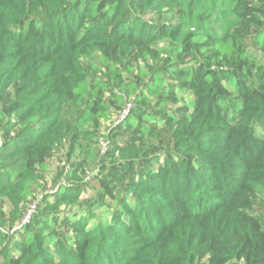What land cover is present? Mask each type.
<instances>
[{
	"label": "trees",
	"instance_id": "obj_1",
	"mask_svg": "<svg viewBox=\"0 0 264 264\" xmlns=\"http://www.w3.org/2000/svg\"><path fill=\"white\" fill-rule=\"evenodd\" d=\"M166 11L180 22L146 19ZM163 47L193 65L140 68L142 87L125 80L123 57L158 62ZM84 49L99 54L92 75ZM248 49L264 53L256 0H0V198L12 207H0V264H264L253 214L264 192V66ZM235 76L227 112L221 90ZM170 77L192 93L190 112L162 110ZM107 89L131 106L126 119L108 135L76 134L109 142L98 175L82 176L92 150L81 145L18 231L58 148L107 118ZM78 204L88 210L63 213Z\"/></svg>",
	"mask_w": 264,
	"mask_h": 264
},
{
	"label": "rangeland",
	"instance_id": "obj_2",
	"mask_svg": "<svg viewBox=\"0 0 264 264\" xmlns=\"http://www.w3.org/2000/svg\"><path fill=\"white\" fill-rule=\"evenodd\" d=\"M264 3V0H256V4L261 5ZM146 19L150 21L153 24H173L180 22V16L178 12H171L166 11L161 14L151 13L147 15ZM252 26H256V24H251ZM258 26V25H257ZM252 31H255L256 28L252 27ZM243 32V31H241ZM160 50V59L158 62L153 61H138L136 59V54L132 53L128 56L123 57L122 65L119 64V66L122 67V73L127 82L129 81H137L140 83V86L142 87L144 81L148 79V76L144 79L139 74L140 68L142 69H149L150 67L159 66L161 67H167L171 70H174L175 72H178L180 70H185L191 67L193 64H180L179 62L175 61L174 57L175 54L163 47ZM248 59L252 62V64L256 67L258 66H264V53H261L260 51H256L254 49H248ZM100 65V59L99 54L94 53L90 54L86 49L82 51V66L86 73L93 74V66ZM251 70V69H250ZM168 82L165 86V92L164 96L166 97V100L168 101V107L165 109H162L164 112H190V105L191 101L193 100V95L190 91L187 90H181L178 87V81L175 77H170L167 79ZM242 78L240 76H235L231 78L229 81L226 82L225 89L222 88L221 94H222V106L227 112H232L233 106L236 104L235 95L232 92V87L238 82L241 81ZM113 91V92H112ZM100 94L103 98V102L107 105L108 109L106 112V117H101L98 119V121L90 126H87L85 128H74L75 133L74 136H72L68 141H66L62 146L58 148L55 155L52 159L48 161V169L46 172L42 175L41 180V187L35 190V195L32 200L29 201L25 205L26 207V214L21 220V225L17 227V230L20 231V228L28 223V221L25 219L28 211L30 210V205L34 203H39L41 199L44 196H53L55 191L58 189L60 185L63 184L64 179L59 177V174H65L72 166V164L76 161L80 160L81 156V145L84 146L86 150L88 148H91L92 153L88 154L86 156V165L82 171V176L86 181L90 178H95L98 175L99 168L101 167V164L103 162L102 157V150H101V143L103 142L104 138L99 137L98 139H95L93 142L89 143L83 140L82 137L76 136L78 132H98L100 135H108L111 134L112 130L115 128H112L117 124L119 120H122L125 111L127 108H124L123 105L118 103L115 100L114 94H119L117 90H101ZM129 109V108H128ZM232 114V113H231ZM75 137V138H74ZM71 150H74L72 153ZM70 155V156H69ZM53 194V195H52ZM91 194L90 191H86L85 197L89 196ZM0 207L6 212L9 213L12 210V207L7 199L0 198ZM82 213L86 212L88 208L86 205L78 204L71 209H63V213L69 212V211ZM92 210H95L97 213V217H101L104 212V207L93 206ZM253 214L260 223L263 226L264 230V192L258 197L256 201V206L253 210ZM64 217V215L61 216V219ZM98 219V218H97ZM97 220H92L91 223L96 222ZM59 228L62 227L61 224L58 225ZM17 231V233H18ZM15 232V231H14ZM13 231L11 234L14 233ZM20 235V234H19ZM205 264V263H203ZM239 264H244L243 262Z\"/></svg>",
	"mask_w": 264,
	"mask_h": 264
},
{
	"label": "built area",
	"instance_id": "obj_3",
	"mask_svg": "<svg viewBox=\"0 0 264 264\" xmlns=\"http://www.w3.org/2000/svg\"><path fill=\"white\" fill-rule=\"evenodd\" d=\"M128 108H129V109H128ZM130 109H131V106L128 105L127 110L125 111V114H124L122 120H119V121L117 122V124H116L115 126H113L112 128L117 127L118 125H120V124L126 119V117H127L128 113H129ZM101 145H102V146H101L102 154H105V153L109 150V142H107V141H103V142L101 143ZM36 208H37V203L33 204V205L31 206L30 210L28 211V213H27V215H26V217H25V219H26L28 222L30 221L32 214L36 211Z\"/></svg>",
	"mask_w": 264,
	"mask_h": 264
}]
</instances>
